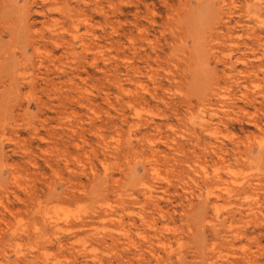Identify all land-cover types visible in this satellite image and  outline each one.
Wrapping results in <instances>:
<instances>
[{
  "label": "rangeland",
  "instance_id": "rangeland-1",
  "mask_svg": "<svg viewBox=\"0 0 264 264\" xmlns=\"http://www.w3.org/2000/svg\"><path fill=\"white\" fill-rule=\"evenodd\" d=\"M0 264H264V0H0Z\"/></svg>",
  "mask_w": 264,
  "mask_h": 264
},
{
  "label": "bare ground",
  "instance_id": "bare-ground-1",
  "mask_svg": "<svg viewBox=\"0 0 264 264\" xmlns=\"http://www.w3.org/2000/svg\"><path fill=\"white\" fill-rule=\"evenodd\" d=\"M260 1V0H259ZM260 15V14H259ZM231 178H233V177H231ZM238 178V177H237ZM238 180V179H237ZM240 181V180H239ZM249 184V183H248ZM228 186H230V185H228ZM236 186V185H235ZM228 189H230V188H228ZM231 190V189H230ZM230 192V191H229ZM153 194V193H152ZM249 195V194H248ZM247 195V196H248ZM152 196V195H151ZM255 199V198H254ZM250 206V205H249ZM249 210V209H248Z\"/></svg>",
  "mask_w": 264,
  "mask_h": 264
}]
</instances>
